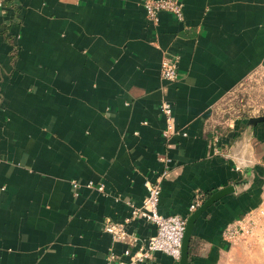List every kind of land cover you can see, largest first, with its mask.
Masks as SVG:
<instances>
[{
  "label": "crops",
  "instance_id": "obj_1",
  "mask_svg": "<svg viewBox=\"0 0 264 264\" xmlns=\"http://www.w3.org/2000/svg\"><path fill=\"white\" fill-rule=\"evenodd\" d=\"M179 1L183 20L161 12L157 25L141 0L2 2L0 264L128 260L156 233L126 224L131 205L167 160L162 216L188 218L196 195L239 184L197 220L189 249L188 264H227V228L264 209V122L249 124L264 113L216 117L264 77V0ZM166 56L178 59L175 83L161 79ZM164 99L179 132L169 139ZM111 224L129 239L115 242ZM142 264L179 261L157 252Z\"/></svg>",
  "mask_w": 264,
  "mask_h": 264
},
{
  "label": "built area",
  "instance_id": "obj_2",
  "mask_svg": "<svg viewBox=\"0 0 264 264\" xmlns=\"http://www.w3.org/2000/svg\"><path fill=\"white\" fill-rule=\"evenodd\" d=\"M11 2V0H0L2 2ZM146 11L148 20L157 25L159 14L168 12L175 15L178 20H183V5L179 0H141ZM178 59L166 56L161 64V79L168 83H175L179 80ZM160 112L165 117L166 126L163 131V137L169 139L178 134L173 115V105L167 99L160 104ZM184 137L186 133L182 134ZM169 161L160 176L154 182L147 183V196L141 206L131 205V216L127 219L126 224L135 219H143L156 228L154 236L147 239L142 247L135 253L128 252L129 257L126 261H120L113 254L110 255L105 264H142L155 253L160 252L173 257L179 261L181 256L182 240L186 228L187 218L180 215L162 216L158 212L160 195L163 180L168 175ZM73 189L78 191L81 185L77 181L72 182ZM87 187L92 188L93 184L89 183ZM103 191V186L98 187ZM204 201L203 195H196L190 206L189 212L192 214ZM242 230L241 225L227 228L224 236L227 240L235 242ZM106 231L112 235L115 242L127 241L129 233L125 225H108Z\"/></svg>",
  "mask_w": 264,
  "mask_h": 264
},
{
  "label": "rangeland",
  "instance_id": "obj_3",
  "mask_svg": "<svg viewBox=\"0 0 264 264\" xmlns=\"http://www.w3.org/2000/svg\"><path fill=\"white\" fill-rule=\"evenodd\" d=\"M257 76V75H256ZM241 86L222 102L217 123L264 113V77L259 75ZM239 238L227 258V264H264V209L248 216L241 224Z\"/></svg>",
  "mask_w": 264,
  "mask_h": 264
},
{
  "label": "water",
  "instance_id": "obj_4",
  "mask_svg": "<svg viewBox=\"0 0 264 264\" xmlns=\"http://www.w3.org/2000/svg\"><path fill=\"white\" fill-rule=\"evenodd\" d=\"M264 122V115L259 117H252L249 119V124L257 125L258 123ZM249 173V172H248ZM239 184L231 185L224 189H221L213 194H211L186 220V228L184 237L182 240L181 246V256L179 260V264H188L189 262V249L190 243L193 235V229L197 222V220L201 217V215L209 209L212 205L220 201L223 197L230 195L235 192L236 187Z\"/></svg>",
  "mask_w": 264,
  "mask_h": 264
}]
</instances>
